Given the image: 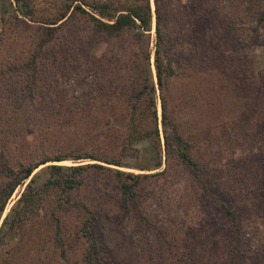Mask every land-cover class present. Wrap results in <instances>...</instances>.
I'll list each match as a JSON object with an SVG mask.
<instances>
[{
  "label": "trees",
  "instance_id": "obj_1",
  "mask_svg": "<svg viewBox=\"0 0 264 264\" xmlns=\"http://www.w3.org/2000/svg\"><path fill=\"white\" fill-rule=\"evenodd\" d=\"M59 3L43 13L38 0H0V223L29 181L0 225V264H120L108 241L111 210L122 212L127 224L132 207L157 196L156 187L144 192L146 181L170 177L172 167L191 179L183 190L186 206L203 211L180 234L173 232L180 245L155 224L152 233L131 231L139 249L153 260L173 255V264H264L263 245L244 225L251 217L264 219V174L251 194L252 210L232 200L200 157H206L201 149L210 145V132L187 119L198 101L207 107V128L215 122L210 109L219 105L230 107L224 128L243 127L247 114L237 124L231 119L241 114V88L233 85L229 52L246 44L238 31L264 44V0ZM102 44L107 49L97 57ZM81 77L90 79L87 87L70 88ZM252 87L247 98L256 116L264 110V87ZM76 118L82 125L63 132ZM256 133L264 138V126ZM128 158L148 162L131 168L160 171H124ZM65 161L76 165L60 164ZM49 245L53 255L46 260Z\"/></svg>",
  "mask_w": 264,
  "mask_h": 264
},
{
  "label": "rangeland",
  "instance_id": "obj_2",
  "mask_svg": "<svg viewBox=\"0 0 264 264\" xmlns=\"http://www.w3.org/2000/svg\"><path fill=\"white\" fill-rule=\"evenodd\" d=\"M152 3L154 7V1ZM216 4L220 5L222 2L218 1ZM38 7L43 13L45 11H55L51 9H58L60 7V3L59 0H38ZM236 11L240 15L241 8L237 7ZM248 26L249 25L246 27ZM238 33L240 36L242 35L243 38L246 39V44L243 47L241 46V48L235 41L234 44H231L232 47L233 45L238 46L240 51L239 53L229 52L231 59L228 61V63L231 71L230 73L236 75L237 82L235 83L233 81V85H238V87L241 88V98L238 100V105L241 106V114H239V112L237 114L235 113L234 115L231 113V119L234 121V124H237L242 114H247L245 115L247 117H244L245 122L242 123L243 127L238 128V130L235 132L229 129L230 124H225L226 127L224 128V121L228 117L227 115L230 107L219 105L215 107L216 110L213 108L210 109V114H213L215 122H211L209 125L210 128H207L205 123H203V121H206L207 119V117H205V110L207 107H204L198 101H196L194 103V107L190 109V114L187 116V119L197 123L200 131L205 132L208 130V132H210V145H208V147L205 146L206 149H201L204 151L202 153L206 154V157L205 155L201 156L200 154L202 161H207L209 167L213 168L212 172L214 173V176L219 182H222L223 189H225L227 195H230L232 200L240 201L244 204L249 203L248 208L252 210L253 206H250L252 202L251 194H256L258 187L257 183L261 181L259 176L264 174V138L262 135H260V133H256V128H258L260 132L263 130L264 110L261 109V111H258L256 116L250 115L252 106L251 100H249V98L253 90V83H257L258 88L261 86L264 87V80L260 76V74H264V44H261L259 39L251 41L249 37H246V34H243L241 31H238ZM154 45L155 21L151 33V50L153 54L155 51ZM106 49V45L102 44L100 48L96 50V56H101V54L104 53ZM48 54L51 53L49 52ZM152 70L155 77L154 57L152 58ZM89 81L90 79L88 77L78 78V80L70 83V88H74L73 90H83L87 87ZM228 89L232 88L229 86ZM233 102L232 96L231 98L228 96V100L225 102V104L231 105ZM234 111L236 110L234 109ZM161 114L162 108L161 104H159V115L161 116ZM77 119L78 118L74 119L72 122L75 125L74 127L72 126V128H69V125L67 124L68 126H65L63 132L72 133L75 131V127H80L82 125V120L78 121ZM115 121H118V118H115ZM219 121H221V123H219ZM32 128L34 130L40 128V123H35ZM252 130H254V132ZM140 146L144 150L148 147V144L142 143ZM124 162L128 166L126 168H122L124 171L152 175L160 171H141L139 169L131 168L135 165H148V162L144 161V159L137 161L136 159L128 158L124 160ZM172 162L174 163V166L177 165L176 160L173 159ZM87 163L93 162H83V164ZM60 164L68 166L76 165V163L72 161H65ZM165 167L166 163L164 159V164L161 171ZM169 174L170 177L168 178L153 177L146 181L144 185V192L146 193V191L156 187L157 196L156 198H151L149 201L141 204L140 209L132 207L133 209L130 214V219L127 218V224H121L122 212L117 210L114 212L111 210L110 214L113 219L112 225H114L110 228L111 230L109 232L110 236L108 241L113 249V256L118 261V263L123 264L122 262L124 261L125 264H173L172 260H175L173 255H166L153 260L152 258H154V256H150L148 253L145 254V250L142 251L139 249V245L137 246L135 244V240L128 236L131 231L133 234V232L138 229V231L145 230V233L146 231L147 233H152L151 226L153 224H155L156 229L159 230L163 235L170 234L172 236L173 232L179 231L184 225L188 226L191 224L192 219L196 218L198 214L203 211V207L201 208L199 206L200 208H198V206L194 207L193 205L188 208L185 204L186 197L185 194H183V190L185 185L191 182L188 174H186V172H184L179 167H172V170ZM28 183L29 181L27 184ZM27 184L18 188L15 192L6 212L3 215L0 225L2 224L10 209L23 193ZM132 205L133 204H131V206ZM140 216H142V218ZM143 218H148L147 220L149 223L147 224V220ZM244 225L245 231L253 239L254 243H260L264 248V219L260 217H251L246 219ZM147 235L148 234L143 237L144 240L148 238ZM167 237L168 241H171V238H169V236ZM177 237L178 235L173 233V239L175 240ZM11 244L13 243H9V245H6L4 249H8ZM174 244L180 245V239H176ZM164 247L166 248V251H168L166 244ZM53 249V245L47 246V250L43 254L46 260L52 257ZM254 255L258 254L255 253ZM128 258L129 260L127 261Z\"/></svg>",
  "mask_w": 264,
  "mask_h": 264
}]
</instances>
